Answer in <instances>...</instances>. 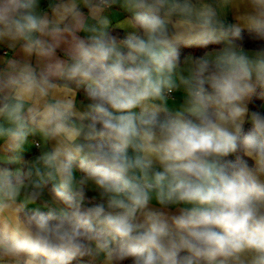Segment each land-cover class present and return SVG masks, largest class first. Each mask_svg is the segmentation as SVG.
Returning a JSON list of instances; mask_svg holds the SVG:
<instances>
[{
  "label": "clouds",
  "instance_id": "9594fccd",
  "mask_svg": "<svg viewBox=\"0 0 264 264\" xmlns=\"http://www.w3.org/2000/svg\"><path fill=\"white\" fill-rule=\"evenodd\" d=\"M245 30L264 0H0V264H264Z\"/></svg>",
  "mask_w": 264,
  "mask_h": 264
},
{
  "label": "trees",
  "instance_id": "16d2710c",
  "mask_svg": "<svg viewBox=\"0 0 264 264\" xmlns=\"http://www.w3.org/2000/svg\"><path fill=\"white\" fill-rule=\"evenodd\" d=\"M246 47L248 48H257V47H264V41H256L251 34L247 33L245 30L242 32V41H241ZM196 54H200L202 50L192 48ZM191 50V49H185L181 48V54H183L185 51ZM264 101V90L258 89L256 94L253 96L251 101L249 102V108L250 111H261L264 113V109L261 108V102ZM250 127V125H246V128ZM234 159V157H233ZM247 159V158H245ZM248 163L251 165L252 161L248 160ZM90 206V205H88Z\"/></svg>",
  "mask_w": 264,
  "mask_h": 264
},
{
  "label": "crops",
  "instance_id": "0c3cea01",
  "mask_svg": "<svg viewBox=\"0 0 264 264\" xmlns=\"http://www.w3.org/2000/svg\"><path fill=\"white\" fill-rule=\"evenodd\" d=\"M117 12H118V15L116 18H112V16L110 15V19H112V24L110 25V29L112 31H118V29L116 28L117 19H122L124 16L128 15V13L124 12L123 10H117ZM229 19L231 20V15L229 16ZM2 54L3 53L0 52V55H2ZM200 54H202V52ZM200 54H196L195 51L193 49H191V50H187L183 54H181V58L183 59V57L185 55L198 56ZM58 55H62V53H60L58 51ZM174 95L177 97L178 100L183 99V93L182 92L174 93ZM261 108L264 109V101L261 102ZM35 154H36V149L34 147H31V148H26L25 153L23 155L25 156L26 159H28V158H31L32 156H34ZM88 195H89V197H91L93 195H96V193H89ZM32 207H34V206H29L30 209ZM153 207H159V206L153 204ZM168 211L170 213H173V214L177 213V209H175V208L169 209Z\"/></svg>",
  "mask_w": 264,
  "mask_h": 264
}]
</instances>
